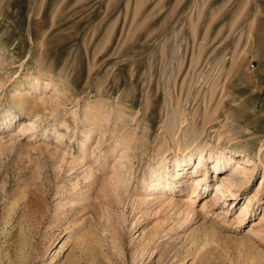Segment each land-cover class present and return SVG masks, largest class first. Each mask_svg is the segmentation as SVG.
Instances as JSON below:
<instances>
[{
  "label": "rangeland",
  "instance_id": "obj_1",
  "mask_svg": "<svg viewBox=\"0 0 264 264\" xmlns=\"http://www.w3.org/2000/svg\"><path fill=\"white\" fill-rule=\"evenodd\" d=\"M0 264H264V0H0Z\"/></svg>",
  "mask_w": 264,
  "mask_h": 264
},
{
  "label": "bare ground",
  "instance_id": "obj_2",
  "mask_svg": "<svg viewBox=\"0 0 264 264\" xmlns=\"http://www.w3.org/2000/svg\"><path fill=\"white\" fill-rule=\"evenodd\" d=\"M49 84V83H48ZM30 120H32V119H24V120H22V122H20L21 123V125H24V124H27V123H31V121ZM181 129V128H180ZM186 129V128H185ZM184 130V129H183ZM170 131V130H169ZM171 132V131H170ZM185 132H186V130H185ZM185 132H184V134H182L181 135V137H179V142L177 143L178 144V149L179 148H181L182 146H184V148H185V150L186 149H188V148H190V146H191V144H192V142H188L186 139H188V138H186V136L185 135H187V133L185 134ZM187 136H189V135H187ZM173 138V137H172ZM163 140H166V139H163ZM167 141V140H166ZM165 141V142H166ZM163 144H165V143H163ZM162 146V145H161ZM193 146V145H192ZM201 145L199 144V147H200ZM164 147V146H163ZM162 147V148H163ZM177 149V150H178ZM183 149V148H182ZM203 146H201V148H200V151L199 152H202L203 151ZM181 150V149H180ZM210 151H214V147H211V149H210ZM216 151V150H215ZM211 153V152H210ZM222 153V152H221ZM202 153L200 154V158H199V160L195 163V164H193L188 170H187V168L185 169V166L187 165V161L188 160H190V159H188V158H186L184 155L182 156V157H180L179 158V156L177 155V154H175V162L177 163V166H179V165H183V166H181V167H175V169H174V171H172L171 173H169L168 174V172L167 171H163V173H161V172H159L158 174H157V177H156V181H155V183H154V186L153 187H156V186H158V185H161V188L162 189H165V188H168V189H170V190H179V191H182L183 192V190L185 189V188H187L188 186H190V185H192V184H194V183H197V182H199L200 180H201V178H199V176H200V173L199 172H201V166H202ZM163 159H165L164 157H163ZM163 159H161V161L163 160ZM173 159V160H174ZM228 159H231V157H229ZM220 161H222L221 160V157H217L216 158V161L214 162L215 164L214 165H218L219 163H220ZM159 166V165H158ZM240 172H244V168H243V166H241L239 163H238V161H236V166H230L229 167V169L228 170H226V172L224 173V178H223V180H221V181H219V183H218V185L219 186H222V185H226V183H225V181L227 182L228 180L231 182V183H234V181H233V179L231 180L230 178H231V176L230 175H232L233 173H240ZM170 175L171 176H173V177H175V179L174 180H171V181H169L168 179H169V177H170ZM163 179H166V182H162V180ZM225 179V180H224ZM236 181V180H235ZM230 182H228V183H230ZM238 182H242V179H238ZM230 183V184H231ZM218 188V187H217ZM164 191V190H163ZM186 200V199H185ZM184 200V201H185ZM64 246V244L63 243H61V245H60V249L62 248ZM9 262V261H8ZM6 263H7V261H6Z\"/></svg>",
  "mask_w": 264,
  "mask_h": 264
}]
</instances>
